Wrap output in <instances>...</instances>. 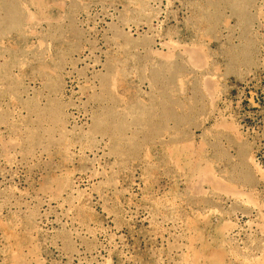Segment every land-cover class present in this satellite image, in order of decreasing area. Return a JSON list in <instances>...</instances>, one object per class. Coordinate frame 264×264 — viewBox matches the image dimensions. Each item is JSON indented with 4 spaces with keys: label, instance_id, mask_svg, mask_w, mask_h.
<instances>
[{
    "label": "rangeland",
    "instance_id": "obj_1",
    "mask_svg": "<svg viewBox=\"0 0 264 264\" xmlns=\"http://www.w3.org/2000/svg\"><path fill=\"white\" fill-rule=\"evenodd\" d=\"M0 264H264V0H0Z\"/></svg>",
    "mask_w": 264,
    "mask_h": 264
}]
</instances>
